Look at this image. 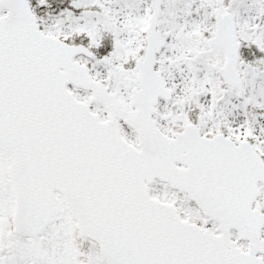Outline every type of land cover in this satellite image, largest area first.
<instances>
[{
    "label": "snow or ice",
    "instance_id": "1",
    "mask_svg": "<svg viewBox=\"0 0 264 264\" xmlns=\"http://www.w3.org/2000/svg\"><path fill=\"white\" fill-rule=\"evenodd\" d=\"M0 264H264V0H0Z\"/></svg>",
    "mask_w": 264,
    "mask_h": 264
}]
</instances>
